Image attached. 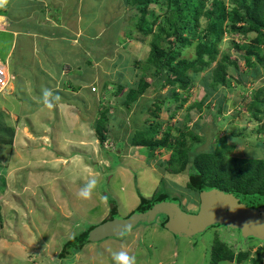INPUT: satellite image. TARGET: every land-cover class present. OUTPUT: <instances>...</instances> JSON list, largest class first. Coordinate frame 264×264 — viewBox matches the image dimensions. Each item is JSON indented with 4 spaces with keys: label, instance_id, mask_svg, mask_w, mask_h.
I'll list each match as a JSON object with an SVG mask.
<instances>
[{
    "label": "rangeland",
    "instance_id": "374dc122",
    "mask_svg": "<svg viewBox=\"0 0 264 264\" xmlns=\"http://www.w3.org/2000/svg\"><path fill=\"white\" fill-rule=\"evenodd\" d=\"M64 1L67 0H57L61 4ZM117 1L118 5L112 9L111 15L108 14L110 18L106 22L118 20L117 14L120 11L126 18L129 17L125 13L124 0ZM164 1L152 0L149 12L162 16L166 10L162 5ZM210 1L206 0L207 7ZM27 2L30 4L28 11H37L40 17L44 14L42 11L51 12L53 9L51 0H47L48 9L41 6V10L38 7L43 5L40 0ZM224 2L230 7L229 0ZM24 4L25 0H7L0 8V13L11 14L14 18L27 15ZM126 21L121 18V22ZM206 23V18L201 16L198 30H203ZM30 25H34V22L24 19L14 24L18 29H26ZM97 30L98 36L103 35L106 29L100 27ZM70 31L75 33L79 30ZM82 34L83 31H80L79 35ZM119 35L122 39L126 38L124 42L127 45L123 48L117 45L123 41L116 40L114 36V43H110L109 33L103 38V41L109 43L97 55V58H101L97 61L98 70L94 67L95 74H98L93 85L94 91L92 86L80 88L77 83L67 80L69 69L65 67L64 78L55 77L56 87L49 88L60 97L54 107L49 109L43 104L40 95L37 96L42 94L44 79L36 70L37 65L33 61V54L36 53L31 43L25 35L14 37L17 45L8 58H4L13 41L11 35L0 33V55H4L2 59L12 77L8 88L0 94V113L3 119L0 120V133L7 135L8 129L12 132L11 138L0 136V264H115L113 253L121 250L134 255L136 264H211L210 252L216 247V242L222 244L223 249L229 248L234 255L248 253L245 261H221L218 264H264V243L259 240H244L237 230L213 227L205 231L194 244L186 238H175L164 230L160 216L153 223L138 225L118 240L108 238L86 244L79 252L67 258L66 262L61 261L60 253L66 241L84 231L88 225L98 224L108 216L111 209L109 199L116 202L117 215L122 218L138 206L139 194L145 199H152L155 193L162 190L169 193V198L178 196L184 211L198 212L199 195L187 186L190 181V165L183 171L177 170L179 164L173 165L175 167L170 165L167 170L165 165L169 163L165 161L171 155L170 150L157 151L154 159L148 160L142 149L127 145L129 142L126 138L133 130L135 113L139 121L148 117V113H138L144 108L154 109L151 104L153 98L157 97L163 102L158 117L153 118L162 122L160 132L169 130L170 135L178 137L176 129L184 126L185 131H193L201 142L198 151H208L218 137L225 135L233 146L229 157L264 158V117L260 121L253 119L245 105L253 101L259 88H264V63H257L255 70L258 72L253 77L255 70L244 65L241 52L232 45V41L236 44L249 43L253 34L247 39H241L237 34L222 35L217 45V60L224 55L236 59L237 71L241 74H232L239 81H231L230 87H217L213 95L202 104L199 114H194V109L190 110L189 106L201 100L204 95L201 81L209 78L215 63L198 73L188 93L179 91L182 97H186V102L175 112L178 102H173L169 97L168 88L155 94L148 92L139 97L129 110L123 108L121 98L137 83L141 75L140 67L145 64L149 54V46L135 39H127L125 34ZM77 41L71 42L76 46L81 45ZM21 42L24 45L19 47ZM53 49L60 51L56 52L57 56L67 52L64 47L54 46ZM194 50L193 46L184 48L181 56L191 59ZM260 50L264 54V45L260 46ZM111 53L115 59L119 56L120 62L126 61L129 68L124 70L126 78L122 81L116 75L117 70L121 71L122 68L116 66L110 70L113 58L108 55ZM137 61L140 64H136ZM83 69L82 65L80 70L83 72ZM72 71L76 72L75 69ZM83 73L86 76L81 75L78 80L93 81L89 71ZM25 79L30 88H25ZM119 82L126 88L122 94H101L105 84L104 88L111 91L109 94L112 95ZM10 86H15V90L12 91ZM76 86L78 88L74 89ZM261 97L264 98V92ZM219 103L221 110L216 114ZM102 109L114 117L108 119L107 126L111 129L108 139L100 144L91 125ZM172 113L175 115L169 118ZM124 124L130 129L124 127ZM259 128L261 131L258 132ZM122 139L126 143L119 149L116 143ZM186 143L190 146L189 137ZM91 178H97L98 184L92 199L84 201L78 198L77 193ZM102 197H107V200ZM255 259H259V262H252Z\"/></svg>",
    "mask_w": 264,
    "mask_h": 264
},
{
    "label": "trees",
    "instance_id": "16d2710c",
    "mask_svg": "<svg viewBox=\"0 0 264 264\" xmlns=\"http://www.w3.org/2000/svg\"><path fill=\"white\" fill-rule=\"evenodd\" d=\"M151 1L124 0L125 13H128L129 17L126 18L124 14L122 19H127V21L121 22L120 20L122 32L128 38H134L149 46V54L145 59V64L140 67L141 75L137 83L134 87H130L121 98V105L126 110H129L131 105L144 94L148 92L155 94L168 88L169 97L173 102H178L175 106V112L186 102V97H182L179 91L188 93L198 73L203 71L205 67L215 63V66L210 71L209 78L201 81L202 90L204 91L201 100L191 103L189 106L190 110L194 109V114H199L202 104L213 95L217 87H230L231 81H239L238 77L232 74V72L238 74L237 76L241 74L237 71L236 59H231L224 55L217 60V45L224 33L237 34L241 39H247L250 34H253L254 37L249 43L236 44L232 41V45L241 52L240 55L247 68L255 70L257 63H264V54L260 50V46L264 45V0H229L230 7L224 0H211L208 7L206 6V0H166L162 3L166 8L162 16H156L149 12L148 8L152 4ZM201 16L206 18L207 23L203 30H198ZM100 40L103 41V39ZM82 41L84 42L83 38L81 39L83 44ZM84 44L87 46L85 42ZM192 46L195 48L194 57L191 59L182 57V49ZM97 48H99L98 45L96 46ZM85 51L82 53L84 54ZM101 51L102 49L95 50L96 60L101 58H97ZM112 56L114 57L115 55ZM119 58L118 56L116 59H112L113 66L110 67V70L116 66L122 68L123 70H117L118 73L116 74L118 76L117 79L122 81L124 77L126 78L124 70L129 68L125 63L126 61L120 62ZM92 59V57H88L83 64L88 65V63H91L90 60L93 61ZM136 64H140V62L137 61ZM257 72V70L253 71L252 76L255 77ZM147 78H149V81ZM104 87L105 84L101 88L103 96H105L104 94L106 96L107 94L109 96H118L126 89L119 82V86L111 95L109 94L111 91L108 92V89ZM263 92L264 88H259L254 95L253 101H248L245 104L248 110L251 111L252 118L257 121L262 120L264 117V98L261 97ZM161 103L163 102L157 97L153 98L151 104L154 109L144 108L138 113L139 115L143 114V112L148 113L149 116L144 117L142 121H139L137 113H135L136 117L132 121L133 130L126 138L129 142L128 146L142 149L146 153L148 160L154 159L157 151L170 150L171 155L165 161L169 165L166 164L165 167L168 170L170 165L175 167L173 165L179 164L177 170L183 171L188 167L187 165H190V181L187 186L195 191L197 195H200L204 188H216L241 194L264 195V158L257 156L250 158L229 157L228 154L233 150V146L225 135L218 137L208 151H198L197 147L201 142L193 131H185L184 126L176 129L178 137L170 135L169 130L160 132L162 122L155 121L153 118L158 117L157 113L161 110ZM101 105H103V102H101ZM217 108L216 114L220 113V103ZM110 115L111 113L108 114L107 111L105 112L102 109L91 125L94 135L100 144H103L109 137L108 133L111 129L107 126L108 119L109 117H114ZM174 115L175 113L170 114L169 118ZM0 120H3L1 113ZM124 127L130 129L126 124H124ZM259 131H261L260 128ZM7 133V135L4 132L0 133V136L4 135L7 138H11L12 132L10 129H8ZM188 137L191 140L190 146H187L186 143ZM124 139L116 143L117 148L120 149L121 146H125L126 140L124 141ZM161 183L163 184V182ZM168 195L169 193L163 190L155 193L152 199H145L139 194L138 206L124 218L118 217L116 202L109 199L111 209L108 216L98 224L88 225L84 231L66 241L60 253L61 261L63 263L66 262V259L72 257L75 252H79L86 244L93 242L89 239L93 233L92 231L98 227L104 228L102 226H105L106 231L110 232L113 222L129 219L135 212L153 202L171 199L180 203L178 196L169 198ZM159 218L163 219L161 223L162 228L165 230L164 225L167 219L164 216ZM214 227L220 228L221 226ZM122 237L121 235L118 237L107 236L99 238L94 243L108 238L117 239ZM216 243V247L210 252L211 264H218L221 261L239 263L245 261L248 257V253L234 255L229 248L223 249L222 244ZM252 262H259V259L258 261L256 259L252 260Z\"/></svg>",
    "mask_w": 264,
    "mask_h": 264
},
{
    "label": "crops",
    "instance_id": "0c3cea01",
    "mask_svg": "<svg viewBox=\"0 0 264 264\" xmlns=\"http://www.w3.org/2000/svg\"><path fill=\"white\" fill-rule=\"evenodd\" d=\"M110 1L111 0H67L61 4L58 3L57 0H51V6H53L52 11H42L44 14L40 17L38 16L37 11H28V5L30 4H28L27 0H25V4L23 6H25L24 10L28 11V13H26L27 15H17L14 18L11 16V14H9L10 17L7 19L9 15L0 13V33L11 35L13 41V45H11L10 49L7 51L6 56L4 57L3 54L0 55V61L5 64L4 67L7 66L6 63H4V58H8L13 47L17 45L14 37L25 35L28 39V42L31 43L34 53H36V55L33 54V61L36 62V70L41 73L42 78L44 79V83H42L43 88H55V77L64 78L63 72L65 67L69 69L66 74V77H68L67 80L70 79L73 84L77 83L80 88H90V86H93L96 83V78L98 76V74H95L94 69V67H96L98 70L97 61L99 60H96V55L94 54L95 50H101L109 43L101 41L100 39H103L104 36L109 33L111 36L110 43H114L115 41L113 36L116 38V40L120 39L123 41L119 35L120 33L124 34L120 29L122 26L120 20L123 16L121 11L120 14H117L118 20L115 19L113 22H106V19L110 18L109 15H111L112 9H115L116 4L118 5L117 0L112 3H110ZM40 2L43 4L38 5L40 10L41 6H43L45 9H48L49 4H46L47 0H40ZM21 19H24V21H29L30 23L34 22V25H30L29 27L27 26L26 29H18V27H15L14 24H16V22L19 23V20ZM100 27L106 30L104 31L103 35L97 36V28ZM115 27H117L116 30H112ZM75 29L79 31L75 33L70 31ZM80 31H83L82 35H79ZM81 37L84 39L85 43L87 39V46L83 41L82 42L84 45L81 43ZM73 40H78L77 42H80L81 45H74L75 43L71 42ZM22 45H24V43L21 42L19 47ZM97 45L99 48L96 49ZM54 46H58V48L64 47L66 48L67 52H61V55L57 56L56 52L60 51L58 49V51H56V49L54 50ZM38 48L41 52H39ZM83 51H85L84 54L82 53ZM2 57L4 58L2 59ZM88 57H92L93 61L90 60L91 63H88L87 66H84L83 63L85 60L87 61ZM110 57L115 59L112 56V53ZM82 65L84 69L91 73L93 76V81L92 79H89V81L78 80L81 75L86 76V73H83L86 70L83 69V72L80 70ZM73 69H75L76 72L72 71ZM92 69H94L93 72ZM6 71L10 83L12 77L9 75L7 67ZM26 81L27 79H25V82ZM10 88H13L12 91L15 90V86H10ZM25 88H30L28 82H26ZM74 88H78V86ZM38 95H40V98H42V94H37V96Z\"/></svg>",
    "mask_w": 264,
    "mask_h": 264
},
{
    "label": "water",
    "instance_id": "95a60500",
    "mask_svg": "<svg viewBox=\"0 0 264 264\" xmlns=\"http://www.w3.org/2000/svg\"><path fill=\"white\" fill-rule=\"evenodd\" d=\"M1 19V17H0ZM197 213L186 212L178 201L166 199L153 202L135 212L129 219L115 221L110 232L98 227L90 241L107 236H120L126 227L153 223L158 216L167 220L164 228L175 238H186L193 243L214 226L237 230L244 240L256 239L264 243V195L241 194L216 188H204L200 195Z\"/></svg>",
    "mask_w": 264,
    "mask_h": 264
},
{
    "label": "clouds",
    "instance_id": "9594fccd",
    "mask_svg": "<svg viewBox=\"0 0 264 264\" xmlns=\"http://www.w3.org/2000/svg\"><path fill=\"white\" fill-rule=\"evenodd\" d=\"M6 3H7V0H0V7L4 6ZM127 39H130V38H128V36H127ZM133 39L134 38H132L130 40H133ZM124 40H126L125 37L123 39V42L118 43V45H120L122 48L125 45H127V42H124ZM92 87H94V86H92ZM59 99H60V97L58 95H54V93L52 92L51 89H49V88H43L42 89V102L47 108L52 109L54 107L55 102L59 101ZM97 184H98L97 178L89 179L88 182L82 188H80V190L78 191V193H77L78 198H80L84 201H90L92 199L93 192L97 187ZM102 199L106 201L107 197H102ZM199 206H200V200H199ZM128 231H130V227H126L125 229H122L120 231V235L124 236L127 234ZM113 259L115 261V264H136V257L134 255H130L125 250H121L119 252L113 253Z\"/></svg>",
    "mask_w": 264,
    "mask_h": 264
},
{
    "label": "built area",
    "instance_id": "2783aa9c",
    "mask_svg": "<svg viewBox=\"0 0 264 264\" xmlns=\"http://www.w3.org/2000/svg\"><path fill=\"white\" fill-rule=\"evenodd\" d=\"M9 84V77L4 67V64L0 62V93L4 92ZM94 91V87H91Z\"/></svg>",
    "mask_w": 264,
    "mask_h": 264
}]
</instances>
